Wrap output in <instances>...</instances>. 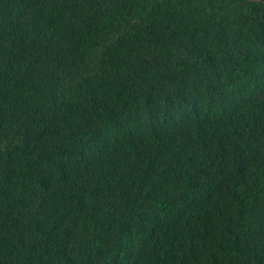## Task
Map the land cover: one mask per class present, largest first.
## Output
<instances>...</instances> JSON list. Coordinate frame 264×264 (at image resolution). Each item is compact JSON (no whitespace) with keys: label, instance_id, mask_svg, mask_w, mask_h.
I'll list each match as a JSON object with an SVG mask.
<instances>
[{"label":"trees","instance_id":"16d2710c","mask_svg":"<svg viewBox=\"0 0 264 264\" xmlns=\"http://www.w3.org/2000/svg\"><path fill=\"white\" fill-rule=\"evenodd\" d=\"M0 264H264V0H0Z\"/></svg>","mask_w":264,"mask_h":264}]
</instances>
